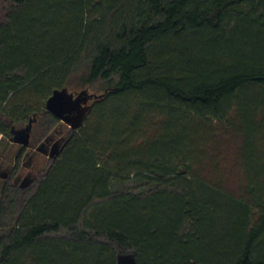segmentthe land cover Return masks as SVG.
<instances>
[{
    "label": "trees",
    "instance_id": "1",
    "mask_svg": "<svg viewBox=\"0 0 264 264\" xmlns=\"http://www.w3.org/2000/svg\"><path fill=\"white\" fill-rule=\"evenodd\" d=\"M75 78L104 92L63 127L46 102ZM39 114L65 137L20 182L22 146L0 264H264V155L241 195L194 170L218 161L213 121L264 144V0H0V143Z\"/></svg>",
    "mask_w": 264,
    "mask_h": 264
},
{
    "label": "rangeland",
    "instance_id": "2",
    "mask_svg": "<svg viewBox=\"0 0 264 264\" xmlns=\"http://www.w3.org/2000/svg\"><path fill=\"white\" fill-rule=\"evenodd\" d=\"M99 86L100 84H97L95 86H85V84H82L78 78H75L73 79V83L71 84L70 88H68V92L72 94L74 98H76L79 93L84 90L91 94L99 95L104 92L100 89ZM95 98L96 97L89 98L87 103L83 104V106H90L94 102ZM248 98H251V100H247L242 104V108L241 110H239L236 120V124L239 125L238 127L240 128L241 132H245V130H252L249 126V121H253L255 111L258 110V104L262 103L261 100L258 99V97H256L255 99L254 97L252 98L251 96H249ZM259 107L261 110L262 106L259 105ZM46 112L49 111H47L46 109ZM43 114H39L38 116L35 115L32 117L35 119H33V121L31 122L29 144L23 152L22 160L19 166L20 170L17 171V174H20L21 177L20 182L28 179V177H31V175L35 177L40 176L50 160V153L55 148L54 144L56 142H59L60 144L62 139L65 137L64 135H53L54 137L50 141L46 140L44 131L41 129V125L45 120V116ZM244 116H249V120L244 119ZM35 122L37 123L33 125ZM62 123L64 127V124H66L65 121L62 120ZM211 125L216 132L215 135L217 139L214 142L218 141V144H211L210 149H212V154L214 156H217L215 157V159H218V161H215L214 163L206 162L205 164L199 163L195 166L194 170L195 172L204 175V178L212 181H219V179L221 180L222 178L223 182L226 185V188L229 191L237 195H241L245 190L244 175L248 170L246 162L249 159L251 162H253L256 169L259 168V162H261L260 158H262L264 155V144L260 141L259 138L256 137L254 139L255 141H253L254 147L251 150L249 146H247L246 148L244 143L240 141V136L235 130H227L225 125L220 124L216 121H213ZM23 126H26V124H24ZM33 126L34 129H32ZM257 129H253L254 132H264L262 131V127H257ZM1 134L2 133L0 132V140L3 138V135ZM195 137L197 136L195 135ZM258 137L261 136L259 135ZM22 146L24 145L21 142H17L15 140H4L0 143V196L2 187L7 181L6 175L10 174L12 168L16 166L18 162L17 156L22 149Z\"/></svg>",
    "mask_w": 264,
    "mask_h": 264
},
{
    "label": "water",
    "instance_id": "3",
    "mask_svg": "<svg viewBox=\"0 0 264 264\" xmlns=\"http://www.w3.org/2000/svg\"><path fill=\"white\" fill-rule=\"evenodd\" d=\"M97 94H91L86 90L79 93V95L74 98L72 94L68 92L67 89L57 90L53 95L47 100L46 109L47 111L53 113L55 116L64 120L67 123H71L73 127H76L80 121L83 119L89 105L83 106L87 103L89 98L98 97ZM31 122L26 126L25 129L17 131V134L13 140L21 142L24 146L29 144V135L31 129ZM59 142H56L54 149L51 151V156L58 153L57 147ZM25 179L24 181H26ZM118 264H138L135 256L131 253L120 254L118 257Z\"/></svg>",
    "mask_w": 264,
    "mask_h": 264
},
{
    "label": "flooded vegetation",
    "instance_id": "4",
    "mask_svg": "<svg viewBox=\"0 0 264 264\" xmlns=\"http://www.w3.org/2000/svg\"><path fill=\"white\" fill-rule=\"evenodd\" d=\"M55 146V145H54ZM54 148V147H53ZM15 173V172H14ZM12 175H13V168H12V170L10 171V174H8V175H6L7 176V178H10V177H12ZM21 178V177H20Z\"/></svg>",
    "mask_w": 264,
    "mask_h": 264
},
{
    "label": "built area",
    "instance_id": "5",
    "mask_svg": "<svg viewBox=\"0 0 264 264\" xmlns=\"http://www.w3.org/2000/svg\"><path fill=\"white\" fill-rule=\"evenodd\" d=\"M2 135V134H1Z\"/></svg>",
    "mask_w": 264,
    "mask_h": 264
}]
</instances>
